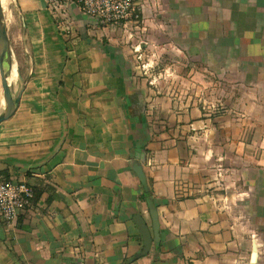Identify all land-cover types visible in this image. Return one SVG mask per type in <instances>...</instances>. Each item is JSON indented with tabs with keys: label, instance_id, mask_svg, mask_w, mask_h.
I'll use <instances>...</instances> for the list:
<instances>
[{
	"label": "crops",
	"instance_id": "0c3cea01",
	"mask_svg": "<svg viewBox=\"0 0 264 264\" xmlns=\"http://www.w3.org/2000/svg\"><path fill=\"white\" fill-rule=\"evenodd\" d=\"M139 2L110 27L1 0L20 102L0 176L35 200L0 218V264H264V0ZM148 41L182 49L161 85Z\"/></svg>",
	"mask_w": 264,
	"mask_h": 264
},
{
	"label": "built area",
	"instance_id": "2783aa9c",
	"mask_svg": "<svg viewBox=\"0 0 264 264\" xmlns=\"http://www.w3.org/2000/svg\"><path fill=\"white\" fill-rule=\"evenodd\" d=\"M45 1L51 13L59 19L65 17L69 4H76L84 14L103 26H124L131 22H142L145 18V5L139 0ZM34 200L35 191L29 183L0 176V218L8 227L33 207Z\"/></svg>",
	"mask_w": 264,
	"mask_h": 264
},
{
	"label": "water",
	"instance_id": "95a60500",
	"mask_svg": "<svg viewBox=\"0 0 264 264\" xmlns=\"http://www.w3.org/2000/svg\"><path fill=\"white\" fill-rule=\"evenodd\" d=\"M3 17V8L0 0V71L5 97V107L0 111V124L15 113L20 102V95L13 92L12 85L9 81L13 63L9 36Z\"/></svg>",
	"mask_w": 264,
	"mask_h": 264
},
{
	"label": "rangeland",
	"instance_id": "374dc122",
	"mask_svg": "<svg viewBox=\"0 0 264 264\" xmlns=\"http://www.w3.org/2000/svg\"><path fill=\"white\" fill-rule=\"evenodd\" d=\"M179 49H181L180 46L176 44L168 47L167 45L161 43L152 44L148 41V45H145L142 49V53L144 52V55H140L141 57L138 63L143 69L148 68L149 72L151 71L150 80L157 85H161V79L163 78V76L161 77V72H165V70L163 71V68L175 69L177 66L183 67L180 65L182 60L174 59L172 56V53L175 51L177 52ZM153 53H155V57L153 56ZM170 80H175L174 83H177V77L170 76Z\"/></svg>",
	"mask_w": 264,
	"mask_h": 264
},
{
	"label": "bare ground",
	"instance_id": "6f19581e",
	"mask_svg": "<svg viewBox=\"0 0 264 264\" xmlns=\"http://www.w3.org/2000/svg\"><path fill=\"white\" fill-rule=\"evenodd\" d=\"M9 2H10V1H9ZM7 6H8V5H7ZM16 77H17V73H16V70H14L13 73L11 74V76L9 77V81H10V82L15 81Z\"/></svg>",
	"mask_w": 264,
	"mask_h": 264
}]
</instances>
